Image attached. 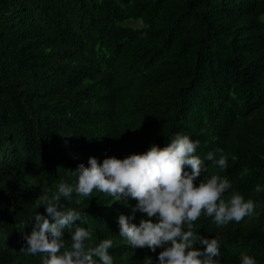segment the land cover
<instances>
[{"label":"trees","instance_id":"obj_1","mask_svg":"<svg viewBox=\"0 0 264 264\" xmlns=\"http://www.w3.org/2000/svg\"><path fill=\"white\" fill-rule=\"evenodd\" d=\"M177 131L200 140L201 158L224 148L228 166L205 160L201 178L218 172L226 198L236 189L255 202L223 226L201 213L195 231L222 237V264L241 251L264 264V0H0V264H42L21 250L23 233L79 162ZM112 199L94 189L70 206L95 238L112 237L114 264H147L160 248L118 233L135 198Z\"/></svg>","mask_w":264,"mask_h":264},{"label":"clouds","instance_id":"obj_2","mask_svg":"<svg viewBox=\"0 0 264 264\" xmlns=\"http://www.w3.org/2000/svg\"><path fill=\"white\" fill-rule=\"evenodd\" d=\"M199 144V139L177 131L163 146L151 142L145 150L123 157L107 155L98 162L96 156L89 155L87 164L81 161L69 170L74 178L71 182L61 179L43 196L40 203L48 215L35 211L40 203L35 207L32 228L23 233L21 250L40 253L42 264H114L109 251L112 237L95 238L84 226L81 210L70 206L73 193L89 197L96 189L112 200L127 203L135 198L132 211L117 216L118 233L134 248H160L155 259L148 256L147 264H222V237L197 233L194 222L201 213L218 226L240 221L254 214L255 202L236 189L226 198V191L232 188L227 176L213 172L201 178V172L208 171L205 160L223 170L228 156L217 146L201 158L196 151ZM255 189L259 193L264 186L257 184ZM75 203H80L79 198ZM137 211L141 213L138 223L133 222ZM77 220L80 223H74ZM65 229L70 232L68 244ZM194 242L203 247L194 246ZM237 264H256V259L241 251Z\"/></svg>","mask_w":264,"mask_h":264}]
</instances>
